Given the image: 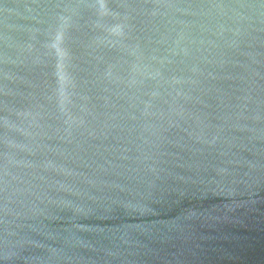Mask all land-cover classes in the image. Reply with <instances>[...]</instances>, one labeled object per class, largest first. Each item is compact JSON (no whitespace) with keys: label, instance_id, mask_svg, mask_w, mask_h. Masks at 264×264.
<instances>
[{"label":"water","instance_id":"water-1","mask_svg":"<svg viewBox=\"0 0 264 264\" xmlns=\"http://www.w3.org/2000/svg\"><path fill=\"white\" fill-rule=\"evenodd\" d=\"M0 264H264V0H0Z\"/></svg>","mask_w":264,"mask_h":264}]
</instances>
